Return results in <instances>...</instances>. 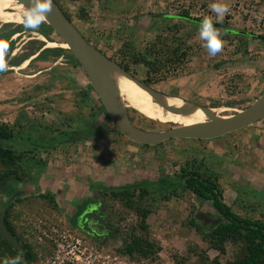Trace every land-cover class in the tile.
Wrapping results in <instances>:
<instances>
[{"label": "rangeland", "instance_id": "1", "mask_svg": "<svg viewBox=\"0 0 264 264\" xmlns=\"http://www.w3.org/2000/svg\"><path fill=\"white\" fill-rule=\"evenodd\" d=\"M59 2L71 16L85 4L84 0ZM214 2L229 6L230 11L223 21L228 29L264 37V0H92L85 4L89 20L82 22L73 17V23L91 44L108 46L107 53L113 55L125 41L143 51L160 35V41L168 51L175 48L179 39L186 58L177 66H165L167 72H161L164 80L152 87L215 108L220 115H229L247 107L264 92V42L246 36L239 40L231 34L226 37L225 32L218 29L224 47L216 56H209L199 38V23L178 19L175 15L185 10L191 19L211 16L216 23L215 14L209 8ZM164 14L168 19L162 18ZM20 25L23 26L19 30L21 35L13 36L15 45L10 51L7 48L12 37L7 31L11 27L0 29V43L7 46L4 50L7 70L0 72V123L15 132L14 139L4 142V147L17 152L28 150V160L23 163L27 178L21 184L11 183L14 190L18 184L24 195H28L27 201L15 206V216L18 212L21 215L15 218L14 224L18 234L31 246H39L36 250L42 259L40 264H44L52 252L48 238L52 229L82 239L86 248L97 257L93 264H131L115 252L122 244V234L119 241L109 240L99 245L86 242L67 223L66 210L71 200H78L83 190L88 193L86 196L97 195L98 187H148L159 201L148 218L150 235L163 249L158 263L173 264L168 258L169 251L180 257L188 256L189 244H203L184 223L194 219L200 225L210 227L219 219L211 203L200 202L186 193L182 179L176 176L181 166L193 159L204 161L206 168L221 176L226 205L245 217L264 216V119L235 133L201 143L198 140H174L160 146L135 144L115 134L103 114L92 111L89 99L83 95L88 80L66 53L52 60L50 55L42 52L41 45L33 48L31 43H42L45 47V42L33 35L47 33L43 24L35 30ZM52 43L53 48L64 49V44ZM27 54L19 64L12 63ZM30 58L24 69H16ZM133 70L137 78L144 77L142 67ZM129 115L133 122L154 131L168 128L156 119H153L155 123L148 124L131 111ZM90 124L108 129L109 133L82 139ZM47 140L60 144L54 151H47L48 144L43 147ZM64 140L70 141L66 144ZM29 142L37 143V147ZM32 159L40 160L39 166ZM89 185L90 190H86ZM173 189L178 197L163 200L162 196ZM42 192L55 195L58 213L41 205L38 194ZM3 198L0 197V201ZM112 201L102 199L105 211L109 214L111 211L112 222L124 229V223H129L131 218L119 220L120 216L126 215L121 214L118 204ZM41 248H45V252ZM231 253L232 247L227 245L225 254L208 251L207 255L226 262ZM188 264L196 263L191 259Z\"/></svg>", "mask_w": 264, "mask_h": 264}, {"label": "trees", "instance_id": "2", "mask_svg": "<svg viewBox=\"0 0 264 264\" xmlns=\"http://www.w3.org/2000/svg\"><path fill=\"white\" fill-rule=\"evenodd\" d=\"M53 1L71 22H73V17L82 22L89 20L88 8L85 4H88V2L91 3L92 0H84L85 4L78 8L74 16H71V13L59 0ZM167 16L164 14L162 18L168 19ZM175 16L178 19L194 21L196 23L201 21L198 18L191 19L185 10L177 13ZM222 24L228 26L226 22ZM42 27L47 30L50 41L62 44V41L49 27L44 25ZM176 28L168 27L170 30L175 29L177 31L178 29ZM47 33L40 32L43 36ZM225 35L226 37L230 36L227 32H225ZM83 37L89 42V38L85 35ZM234 38L241 40L245 36L234 34ZM160 39V35H157L155 40L146 46L143 51L137 50L130 42L125 41L114 52V55L107 53L108 46L92 45L135 77H137V73H135L133 68L142 67L144 77L140 80L148 86H153L164 80L165 76L161 72L165 71V66H177L186 58V52L182 50V43L179 39L176 40L177 45L175 48L168 49V51L165 49L164 42L160 41ZM51 52H55L56 57L66 53L70 62L82 70L79 63L67 49L57 48ZM27 56L28 54L14 60L12 63L19 64ZM85 91L83 95L89 99L92 111L97 114H103L106 120L109 121L108 115L90 85L87 84ZM128 110L137 115L139 117L138 119L144 123H155L132 109ZM133 125L140 129L152 131L150 128H146V126L144 128L138 122H133ZM156 125L160 126L161 124L156 123ZM97 129H102V127L90 124L85 136ZM113 131L115 134H118L115 130ZM14 137V131L6 124L0 123V181L10 175L22 181H24V178H27L25 176L27 174L19 164L23 154L4 147V142ZM173 141H168V143H172ZM176 176L182 179L183 189L186 193L194 196L200 202H210L219 219L210 227L208 225L202 226L194 219L187 220L184 225L197 234L203 245L189 244V255L183 257L169 251L168 258L170 261L173 264H188L191 259H194L196 264H264V219H262L264 216H261V218L245 217L235 212L232 207L226 205L223 200V189L220 182L221 176L206 168L204 161H197L196 159L186 161ZM98 192L103 196L108 195L115 204L118 203L121 214L127 216V218H125L126 216H120L118 218L119 220L127 221L128 217L131 218L129 223H124V230L121 232L122 244L115 248V252L131 264H159V256L163 249L161 244L151 237L148 224V218L154 212V205L159 201L156 200L150 189L145 186L120 189L98 188ZM173 197H178L174 189L168 194L163 195L162 199L169 201ZM38 198L41 201V205L45 206V209L56 213L60 211L55 196L52 193L41 194ZM14 210L15 205L11 206L10 215L6 213L4 223L10 234L17 239L24 252L22 256L23 264H40V260L42 259L39 258V252L36 250L39 246H31L26 239L18 234L17 227L14 223L20 217L21 213L18 212L15 216ZM227 245L232 247L230 260L220 262L218 257L210 258L207 255L208 251L225 254ZM41 249L42 252H45V248ZM17 255L20 254L6 240L0 237V264H4L5 259L14 258Z\"/></svg>", "mask_w": 264, "mask_h": 264}, {"label": "water", "instance_id": "3", "mask_svg": "<svg viewBox=\"0 0 264 264\" xmlns=\"http://www.w3.org/2000/svg\"><path fill=\"white\" fill-rule=\"evenodd\" d=\"M16 1L25 6H28L30 2V0ZM52 3L53 9L42 24L49 27L62 41V44L67 46V50L79 63L87 77L91 89L108 115L112 128L127 140L145 146H156L171 140L209 141L235 133L264 119V92L247 107L235 110L229 115H220L215 108L192 103L180 97L155 90L152 86L146 85L139 78L135 77L132 73L125 71L105 54L96 49L83 37L74 23L63 14L62 10L53 0ZM213 24L215 28L222 27V25H219L218 23L213 22ZM227 33L247 36L258 41L264 40L261 36L244 31L229 29L227 30ZM113 71L118 72L132 81L138 88L145 91L152 98L153 103L158 104L165 110L175 115H187L188 113L200 110L205 116V121L183 126H175L167 123L165 125H167L168 128L160 131H147L136 127L130 121L127 107L123 103L114 81L111 79V73ZM166 96L171 98L177 97L181 101L187 103L188 106L181 108L166 106L162 101ZM108 132V129L95 130L89 133L85 138H94ZM4 189L5 187L2 186L0 192ZM95 211L96 209L94 208L93 210L84 213L81 216V225L83 231L98 237L97 234L91 232V230L83 224V222H88L90 220L89 217ZM2 216L3 212L0 214V237L6 240L20 255L23 256L24 252L21 249L19 242L8 231L3 222Z\"/></svg>", "mask_w": 264, "mask_h": 264}, {"label": "flooded vegetation", "instance_id": "4", "mask_svg": "<svg viewBox=\"0 0 264 264\" xmlns=\"http://www.w3.org/2000/svg\"><path fill=\"white\" fill-rule=\"evenodd\" d=\"M218 24L222 25V27H216V29L223 30L224 32H227V30H229L226 25H224L222 23H218ZM4 27H11L7 31L8 34L11 35V37H12L10 39V41H9L10 44H9V46L7 48V50L10 51L12 49V47L15 45V43H13L12 40H14L15 38H17V37H19L21 35V31H19V30H21V28H23V26L22 25L12 26L11 24H4V25L0 24V29H2ZM1 34L2 33H0V35ZM15 34H18V35H17V37L13 38V36ZM231 35H234V34H231ZM43 37L45 39H47V41H50L48 39L49 38L48 37V33L46 35H44ZM256 41H258V40H256ZM262 41L264 42V40H262ZM51 42H54V41H51ZM54 43H56V42H54ZM31 44H33V46H34L33 48H36V47L41 45V48L43 47L42 48V52H43V50H46L45 54L46 55H50V58H52V60L56 59L58 57V56L57 57L55 56V54H56L55 52H51V51H53L54 49H57V48L46 49V48H44V46H42V43H31ZM32 50L33 49H31L30 51H32ZM6 54H8V53H6ZM24 56L25 55H23V57ZM88 85H89V83H88ZM127 112H128L129 119H130V121L133 124V121H132V119H131V117L129 115L130 111L127 110ZM165 129H163V130H165ZM151 130L154 131L153 128ZM160 130L161 129H158V130L156 129L155 131H160ZM85 137L86 136L84 135L82 139H85V140L86 139H91V138H85ZM13 139L7 140L5 142H11ZM52 139H53V137H52ZM48 141L49 140H47V142L43 145V147H46L47 146L46 144H48V146L46 147L47 151H49V150L54 151L56 148H58V144H60V142L56 143V142L52 141V142L48 143ZM69 141L70 140H64L63 142H66V144H68ZM25 142H26V139H25ZM29 144H31L32 146L37 147V143L35 144V143H32V142H29ZM162 144L163 143H161L159 145H156V146H160ZM19 152H21L23 154L22 160L19 162V164L21 165V167L23 169V165H24L23 163H26V161L28 160V159H26L27 158L26 154H27L28 150L24 149V150H21ZM32 152H34V150ZM32 160H33V162H35L37 164V166H39L40 160H38V161H34V159H32ZM40 165H44V163H41ZM12 181L16 182L18 184L19 183L20 184L23 183L22 180H17L16 177H13L11 175L7 176L6 179L0 181V189H1L2 186L5 187V189L2 192H0V197H2V196L4 197L0 201V214L3 212V216H2L3 222H4V219L6 217V213H8V215H10L11 206H13V205L16 206L18 204V202L24 203L25 200L27 201L26 198H27L28 195H26V194L24 195L25 192L22 189H20V185L18 186V184L15 185L16 188L14 190V187L11 186ZM138 186H140V185H138ZM133 187H135V186H133ZM90 188H91L90 185L86 186V190H88V189L90 190ZM123 188H128V187H123ZM84 192L85 191L83 190V192L81 193L80 198H78V200L77 199L76 200L72 199L71 200L72 202H70L71 204H69L70 207H68L67 208L68 210H66V213L68 214V219H67L68 225L70 227H72L75 231H77L79 234H81L82 237L85 238L86 242H90V241L92 242L93 241L94 243H97V244L101 245L102 243H105L106 241H109V240L119 241L118 239H121V230H124V229H123V227L121 228V226H119L117 223L112 222V218H113V216L111 215L112 212L109 211L110 214L108 212H106L105 211L106 207L102 203V199H108L109 198L108 195L107 196H103L101 193L97 192L98 193L97 195L93 194L91 196H86L88 193H84ZM41 194H44V192H42V193H40L38 195L40 196ZM109 199H111V198H109ZM55 200H56V198H55ZM112 202L115 203L114 201H112ZM94 208L96 209V211L89 217L90 220L88 222H86V221L83 222V224H85V226L88 229H90L91 232H94L95 234H97V236L99 238L95 237L91 233L83 231L82 230V225H81V216L84 213L93 210ZM108 208H109V206H108Z\"/></svg>", "mask_w": 264, "mask_h": 264}, {"label": "bare ground", "instance_id": "5", "mask_svg": "<svg viewBox=\"0 0 264 264\" xmlns=\"http://www.w3.org/2000/svg\"><path fill=\"white\" fill-rule=\"evenodd\" d=\"M26 10L27 6L17 3L16 0H0V24H23L22 16ZM33 35L37 40L45 42L44 48L52 49L54 47V44L45 40L42 35L37 33ZM16 36L17 34L14 37ZM63 46L64 49H67L65 44ZM31 58L25 59L16 69H24ZM111 79L114 81L116 89L126 107L136 111L144 117L150 118L152 121L158 120L156 122L162 124L168 123L175 126L192 125L205 121V116L200 110L188 113L187 115H175L165 110L158 104L153 103L152 98L145 91L138 88L132 81L118 72L113 71L111 73ZM162 101L166 106L176 108L188 106L187 103L181 101L177 97L171 98L166 96Z\"/></svg>", "mask_w": 264, "mask_h": 264}, {"label": "clouds", "instance_id": "6", "mask_svg": "<svg viewBox=\"0 0 264 264\" xmlns=\"http://www.w3.org/2000/svg\"><path fill=\"white\" fill-rule=\"evenodd\" d=\"M212 13L215 14L216 23H223L225 15L230 9L226 3L214 2L209 5ZM53 9L52 0H30L27 10L22 16V23L26 29L35 30L47 19ZM199 38L204 42L209 56H216L224 47V41L220 38V31L214 27L213 18L205 16L198 25ZM4 45V44H3ZM6 45L0 49V72L7 70V64L4 59V50ZM4 264H23L22 255L14 258L5 259Z\"/></svg>", "mask_w": 264, "mask_h": 264}, {"label": "built area", "instance_id": "7", "mask_svg": "<svg viewBox=\"0 0 264 264\" xmlns=\"http://www.w3.org/2000/svg\"><path fill=\"white\" fill-rule=\"evenodd\" d=\"M48 238L52 243V252L44 264H93L97 260L77 235L52 229Z\"/></svg>", "mask_w": 264, "mask_h": 264}, {"label": "snow or ice", "instance_id": "8", "mask_svg": "<svg viewBox=\"0 0 264 264\" xmlns=\"http://www.w3.org/2000/svg\"><path fill=\"white\" fill-rule=\"evenodd\" d=\"M4 47V45L2 43H0V49H2Z\"/></svg>", "mask_w": 264, "mask_h": 264}]
</instances>
